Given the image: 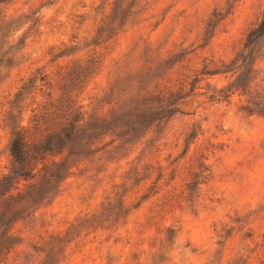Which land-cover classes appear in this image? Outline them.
<instances>
[{"label":"rangeland","instance_id":"1","mask_svg":"<svg viewBox=\"0 0 264 264\" xmlns=\"http://www.w3.org/2000/svg\"><path fill=\"white\" fill-rule=\"evenodd\" d=\"M260 27L264 0H0V264H264Z\"/></svg>","mask_w":264,"mask_h":264},{"label":"trees","instance_id":"2","mask_svg":"<svg viewBox=\"0 0 264 264\" xmlns=\"http://www.w3.org/2000/svg\"><path fill=\"white\" fill-rule=\"evenodd\" d=\"M263 29L264 27H260L258 32L263 31ZM74 106L75 105H73V107ZM75 111L76 110H73V112H71L70 116L67 119L66 117H63V119L65 120L64 123H61L56 127H52L51 129H48V133L46 137L44 138V140L42 141L40 140L38 141V143L33 144V146H31L34 152L44 153V154L46 153L53 154L63 149V147L66 144L63 138L70 140V136L67 133L69 130V127H71V129H75L73 127V123L77 124L79 122V120H77V116H75ZM20 146H21V139H20V134H18L16 140L12 144V154L17 164L23 162L22 157H21L22 153L19 149ZM153 264H156V261L155 262L153 261Z\"/></svg>","mask_w":264,"mask_h":264}]
</instances>
